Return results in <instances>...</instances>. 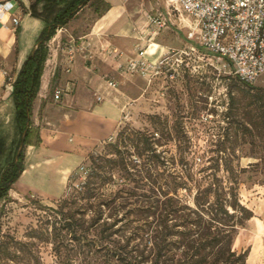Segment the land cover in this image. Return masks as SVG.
<instances>
[{
	"label": "rangeland",
	"instance_id": "obj_1",
	"mask_svg": "<svg viewBox=\"0 0 264 264\" xmlns=\"http://www.w3.org/2000/svg\"><path fill=\"white\" fill-rule=\"evenodd\" d=\"M34 1L30 0L31 3ZM69 1L65 0L64 3ZM18 2L21 7L22 2ZM60 5L54 7L55 11ZM112 8L117 12L116 22L109 32H98V27L102 25V21L99 24L98 21ZM78 10L67 26L58 29L53 37L60 32L62 34L57 55L60 62H65V48L76 45L77 38L89 34L96 25L97 36L114 38L121 35L127 38L130 51L124 53L129 57L141 46L148 48L153 45L152 50L156 53L148 55L157 60L161 53L171 48L176 52L169 65L171 71L164 72L152 82L115 71L113 79L118 82L119 91H109L115 92L117 103L121 102L120 123L112 135L93 147L85 160L70 173L63 192L59 194L58 178L52 177L49 182L44 179L35 182L32 189L36 194L29 193L24 188L31 182L29 177H25L20 185L15 184L0 198V264H58L54 239L58 236L59 240L64 239L66 245L70 235L61 228L55 212L60 202L69 198L74 188L86 180L91 155L114 157L111 154L114 152L113 145L118 142L121 150L134 154L132 142L118 138L120 132L125 133L123 139L127 134L131 138L136 132L144 134L152 142L160 160L150 162L147 154L141 158L136 154L128 156L135 182H131L127 188L134 189L133 192L137 193L135 196L122 191L117 195L116 192L122 190L124 180H119V172H110L113 174L112 180L103 186L99 197L104 202L103 221L114 224L112 231L116 232L113 237L115 242L144 250L157 226L165 220L164 203L168 197L173 198L180 208L195 210L197 186L204 176L202 170L210 165L208 160L216 156L222 146H227L234 149L230 155L233 164L247 169L242 174L239 198L241 204L254 214L245 228L239 230L233 249L238 254L247 251L245 264H264V117L260 105L255 103L257 90H264V74L255 85L250 86L242 83L224 61L210 55L204 56L206 54L200 57L191 53L189 47L192 44L187 40V35L189 25H193L194 20L184 13L169 10L166 0H86ZM113 12L104 21L113 18ZM168 13L170 16H167ZM156 14L169 18L165 29L156 30L150 24L149 16ZM51 41L46 45L47 58L54 47L50 45ZM117 43L115 40L111 52L105 53L113 57L116 56L113 51L117 50L120 55L116 60L121 64L127 58L119 61L123 52ZM16 57L14 51L12 63ZM61 68L64 69L63 65H60ZM15 73L16 67L13 66L7 75V83L12 82L9 78H13ZM95 98L97 100V94ZM62 106V100H54L50 115L55 127L61 123L59 116L63 115ZM38 135V131L32 133L31 143L38 141ZM23 153L25 167L26 146ZM10 161H0V174L3 166ZM136 163L138 167L133 166ZM218 174L225 176L223 170ZM44 190L56 198L37 195ZM166 193L170 195L165 196ZM80 216L82 225L87 228L89 215ZM173 222L178 224L179 220L168 223L172 225Z\"/></svg>",
	"mask_w": 264,
	"mask_h": 264
},
{
	"label": "trees",
	"instance_id": "obj_2",
	"mask_svg": "<svg viewBox=\"0 0 264 264\" xmlns=\"http://www.w3.org/2000/svg\"><path fill=\"white\" fill-rule=\"evenodd\" d=\"M43 1L54 3L58 0H35L34 3L39 4ZM85 1L72 0L46 23L36 41V49L27 57L13 82L12 95L21 137L13 160L0 174V198L12 189L25 169L23 151L18 155L17 151L21 144H29L32 101L41 85L44 65L48 57L46 45L53 39L58 29L67 26ZM255 100V103L260 105L259 109L263 111L262 117H264V90H257ZM23 133H26L24 138ZM124 134L120 132L118 138L121 137L124 142L126 140L132 142L130 144L138 158L147 154L150 162H159L160 155L157 154L148 137L136 132L133 138L127 134L123 139ZM113 147L114 152L111 154L114 157L90 156L91 167L86 180L74 188L69 198L66 197L60 202L59 209L55 212L61 228L66 229L70 235L66 245L64 239L59 240L58 236L54 239V253L58 264L246 263L247 251L238 254L234 251L233 245L239 230L245 228V224L254 217V214L240 202L239 186L242 183V174L246 173L247 169L233 164L230 158L233 148L222 146L218 154L208 160L210 165L202 170L204 176L199 184L198 181L196 182L198 190L195 196V210L178 207L171 197L165 200L166 216L163 224L157 226L148 242L149 245H146L144 250H139L129 248V244L121 245L120 242H115L113 237L116 232L112 231L114 224L103 221L104 202L99 196L107 181L112 180L113 174L110 172H119V180H124L122 190H118L117 195L121 191L131 196L137 195L133 192L134 189L127 188L131 182H135L128 162V156L133 157L134 154H129L128 150H121L119 142ZM133 166L139 165L136 163ZM221 170L224 171L225 176H219ZM168 195L170 193L165 194ZM151 207L158 208V206ZM65 208L68 210L65 211ZM79 208L83 210L80 211ZM80 215H89L87 228L82 225ZM177 219L178 224L168 223Z\"/></svg>",
	"mask_w": 264,
	"mask_h": 264
},
{
	"label": "crops",
	"instance_id": "obj_3",
	"mask_svg": "<svg viewBox=\"0 0 264 264\" xmlns=\"http://www.w3.org/2000/svg\"><path fill=\"white\" fill-rule=\"evenodd\" d=\"M2 1L7 0H0ZM12 1L15 4L13 14L20 18L21 25L17 28L19 29L17 32L11 28L9 17L0 24V161H10L11 158V161L13 160L21 137L12 95L13 82L27 57L36 49V41L46 23L72 0L68 3H64L65 0H58L54 3L43 1L39 4L31 3L30 0H20L21 7L18 0ZM58 4L61 5L55 11L54 7ZM112 12L113 18L104 21L105 17ZM116 13L115 8L110 9L98 21V24L102 21L98 30L95 25L89 34L77 38L78 41L74 45L75 59L70 72L65 71L64 63L57 58L58 47L61 45V32L50 43L54 46L52 54L45 62L40 89L32 101L29 144L24 145L26 146L25 169L15 183L20 185L25 177H29L31 184L24 188L26 191L29 190V193L36 194V191L32 189L35 182L43 179L49 182L53 177L58 178L61 188L59 194H61L70 173L85 160L93 147L109 138L120 123L121 102L117 103L118 98L115 92L109 91L106 83L108 79H113L119 62L116 56H107L105 51L111 52L114 41L117 40V45L123 52V57L119 60L121 62L125 58L128 60L133 57L138 49L129 57L124 51H130V42L124 36L115 34L119 36H114V39L96 35L97 31L109 32L118 18ZM152 46L148 48V54L156 53L152 50ZM16 50L17 57L12 63V53ZM60 65H63V70L60 69ZM13 66L16 67V73L13 78H9L12 82L7 83V75ZM56 88L64 90L63 115L59 116L61 123L57 127L53 125V117L50 115ZM113 91H119V89ZM95 94L102 96L104 100L98 102ZM34 131H38L39 138L36 143H31ZM37 195L50 199L56 198L47 190Z\"/></svg>",
	"mask_w": 264,
	"mask_h": 264
},
{
	"label": "built area",
	"instance_id": "obj_4",
	"mask_svg": "<svg viewBox=\"0 0 264 264\" xmlns=\"http://www.w3.org/2000/svg\"><path fill=\"white\" fill-rule=\"evenodd\" d=\"M166 2L169 10L184 13L194 20L193 25H189L187 35V40L192 44L189 47L191 53L200 57L206 54L204 56L210 55L224 61L242 83L250 86L256 84L264 74V0H166ZM14 9L15 4L12 0L0 2V24L9 17L11 28L17 30L21 21L13 14ZM167 16H170V13ZM167 16L163 14L149 16V22L154 29L162 30L169 24ZM148 48H139L133 57L119 64L117 70L148 82H152L164 72H170L169 65L176 52L169 49L157 60H153L148 55ZM65 52L64 67L66 72H70L75 59V46H67ZM113 53L116 57L120 55L117 50ZM106 83L109 89L117 90L116 80L108 79ZM63 96L62 88L54 90L55 101L62 100ZM103 100L102 96L97 95L98 102Z\"/></svg>",
	"mask_w": 264,
	"mask_h": 264
},
{
	"label": "water",
	"instance_id": "obj_5",
	"mask_svg": "<svg viewBox=\"0 0 264 264\" xmlns=\"http://www.w3.org/2000/svg\"><path fill=\"white\" fill-rule=\"evenodd\" d=\"M24 137H25V134H23V138H24ZM23 146H24V144H21V145L19 146L18 154L21 153V151H22V149H23Z\"/></svg>",
	"mask_w": 264,
	"mask_h": 264
}]
</instances>
